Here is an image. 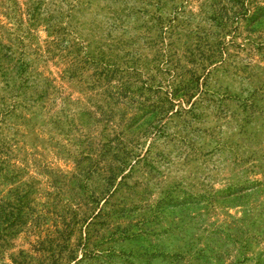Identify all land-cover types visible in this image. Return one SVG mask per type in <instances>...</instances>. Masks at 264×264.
<instances>
[{
  "label": "rangeland",
  "instance_id": "rangeland-1",
  "mask_svg": "<svg viewBox=\"0 0 264 264\" xmlns=\"http://www.w3.org/2000/svg\"><path fill=\"white\" fill-rule=\"evenodd\" d=\"M61 1L0 0L31 86L0 72V264H264V0H82L51 29ZM130 8L142 74L112 100L52 33L98 58Z\"/></svg>",
  "mask_w": 264,
  "mask_h": 264
},
{
  "label": "trees",
  "instance_id": "trees-1",
  "mask_svg": "<svg viewBox=\"0 0 264 264\" xmlns=\"http://www.w3.org/2000/svg\"><path fill=\"white\" fill-rule=\"evenodd\" d=\"M61 5L62 6L56 9L58 10L57 13L59 14V16L50 19L49 27L51 29L60 26V24L62 23L63 16H67L68 18H70L74 14V12H76L79 8L83 7L84 4L82 0H62ZM123 13L125 14L124 16L120 14L118 9H114L111 12L112 22L109 23L108 26L109 28L107 29L108 33L106 37L112 38L113 34L115 33L117 34L118 32H121V35H116L118 36V38H112L108 46H112V47L115 46V48H118L119 56L120 54H123L124 56L123 59L127 61V64L124 68L121 67V65H119L118 63H114V61H111V55H107V54L113 51V48L110 47V49H105L104 48L105 43L98 45L97 47L98 51H96V54L99 57L97 58L96 56H94L96 57L94 58L93 56H91L89 52H87L86 49H84L85 44L84 41H82V38H77V40L73 42L67 40V38L60 39L58 36V33L60 31L53 30L52 33V35H54L55 37L54 40L56 41L55 44L57 49H59L60 51H66L71 56H75V58L79 57L81 58V60H85L86 64L89 63L95 65L100 72V76H105L109 79L111 77H116L119 74V83H121V86L116 87L115 88L116 92H114V94L109 96L112 100H121L127 98V95L129 93V91L127 90L131 89V87H129V84L127 83L131 84V82L130 80L125 82L126 78L130 79V77H135L136 75L141 76L142 70H140V68L143 67L142 64H134L133 62L132 65L128 64L130 63V59L133 56H135V54H133L132 52L124 51V49L126 46L129 48L132 47L133 49H136V47L134 48V46L136 45L134 39L137 38V36L133 37L132 40L130 41L123 40V37L129 33L127 26L131 24L132 16L134 14L131 8L123 10ZM38 15H34V17L35 16L37 17ZM157 25H161V30L163 34H167L169 30L172 29V27L164 26L165 23L162 22V20L159 22V24L157 23ZM130 28L135 31L140 30V35L143 36L142 34L143 32L141 31H143L144 28L147 29V26L144 25L139 28L136 26L134 27L130 26ZM139 39H141V37ZM113 43H116V45H114ZM75 53H77V56ZM28 70H29V62L26 61L23 57L18 59L15 58L14 53L11 52V50L7 49L6 46H3L0 49V72L5 78H10L11 81H13L16 84L17 89L31 87L29 84L30 77L28 76L27 73ZM138 88H140V91L142 92L143 91L150 92L152 90V88H149L146 82L143 83L142 87L140 86ZM47 92H49V90H47ZM175 95L176 94L174 92H171L170 94L167 95L168 97L166 99L169 100L170 102L176 101ZM155 109H156V105H152V106H144L139 111L143 113L142 116H147L149 115L150 112H153ZM125 162L128 163L127 161ZM126 165L131 167L132 162L125 164L124 165L125 168L127 167ZM121 178L122 180H124L125 176H122Z\"/></svg>",
  "mask_w": 264,
  "mask_h": 264
}]
</instances>
